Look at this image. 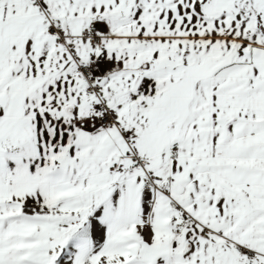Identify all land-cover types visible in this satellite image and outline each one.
<instances>
[{
    "label": "snow or ice",
    "instance_id": "1",
    "mask_svg": "<svg viewBox=\"0 0 264 264\" xmlns=\"http://www.w3.org/2000/svg\"><path fill=\"white\" fill-rule=\"evenodd\" d=\"M0 264H264V0H0Z\"/></svg>",
    "mask_w": 264,
    "mask_h": 264
}]
</instances>
